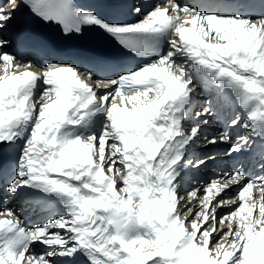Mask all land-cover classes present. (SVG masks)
Here are the masks:
<instances>
[{
  "label": "snow or ice",
  "instance_id": "obj_1",
  "mask_svg": "<svg viewBox=\"0 0 264 264\" xmlns=\"http://www.w3.org/2000/svg\"><path fill=\"white\" fill-rule=\"evenodd\" d=\"M21 4L66 36L98 28L141 59L97 65L114 78L34 70L0 35V152L19 145L7 190L62 206L31 227L0 208V264H264V0H162L134 23L74 0H2L0 33ZM217 115L235 142L203 131ZM201 137L247 153L251 171L185 187L190 168L216 158H193Z\"/></svg>",
  "mask_w": 264,
  "mask_h": 264
},
{
  "label": "bare ground",
  "instance_id": "obj_2",
  "mask_svg": "<svg viewBox=\"0 0 264 264\" xmlns=\"http://www.w3.org/2000/svg\"><path fill=\"white\" fill-rule=\"evenodd\" d=\"M2 2V0H0ZM158 2H161L159 0H133L132 2V13L137 21L138 19L143 18V14L147 13L148 11H144L145 7L152 6ZM181 4L187 3L189 6H193L190 3V0H178ZM135 7H139L141 9V13L138 15L135 10ZM20 7L19 10L16 12L15 19L20 14ZM15 19L9 24V26L3 30L0 35L7 38L10 41L11 47L10 51L15 52L19 59L22 60L24 63H33L36 65V68L34 70H39L42 68L37 62L31 61L28 57H26L24 54L18 53L16 51V43L12 41L10 31L13 28ZM0 74H3L0 72ZM99 78L97 75L94 74V79ZM44 85H40V89L37 91L36 95L39 96L40 93L44 89ZM99 91V90H98ZM200 91V89H198ZM197 105L196 107L199 108L201 105L205 104L206 97L204 95H199L196 97ZM225 111H231L230 108H226ZM224 117L221 115H217L216 119H214L210 126L205 127L203 130L209 137L211 136H218L223 131H229L233 142H235L236 139V132L227 129L224 127L223 124ZM219 145H222L219 147ZM19 146V145H18ZM230 144L228 143H218L216 145H207L204 146V140L203 137H201L200 141L197 143V145L192 149V155L193 158H200V157H206L208 155H213L216 158L214 160H209L207 162V166H201L200 169L190 168L188 171V174L186 176V181H190L191 183H186L185 187L190 188L195 186L196 181H200L201 184L205 182H210L213 178H219L224 172L226 171H232L234 168H242L245 170H248L249 172L252 169L253 164H255V160L248 157L247 153L240 156L239 159H237V154H233V156L226 155V152L230 148ZM13 167L8 166L5 168V170L0 174V208L5 206H10L13 209L16 210V213L19 215L20 219L24 221V223L31 227L37 224H42L46 222L47 219L52 217V214L54 211H58L60 208H62L61 205L57 206L53 210L47 206L46 202H41L36 204L35 200H32L34 198H37V196H23L20 198L15 197L14 194L10 193L7 190V187L9 183L11 182V179L14 175L13 173ZM256 170L259 171V165L256 164ZM203 190V189H201ZM32 200V201H31ZM224 211V210H223ZM226 211V210H225Z\"/></svg>",
  "mask_w": 264,
  "mask_h": 264
},
{
  "label": "rangeland",
  "instance_id": "obj_3",
  "mask_svg": "<svg viewBox=\"0 0 264 264\" xmlns=\"http://www.w3.org/2000/svg\"><path fill=\"white\" fill-rule=\"evenodd\" d=\"M221 146H222V145H219V147H221ZM225 210L227 211V209H224V211H225Z\"/></svg>",
  "mask_w": 264,
  "mask_h": 264
}]
</instances>
